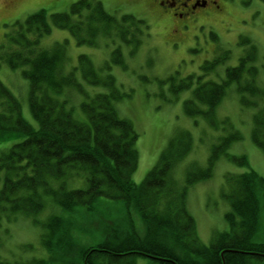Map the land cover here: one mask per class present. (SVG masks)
<instances>
[{"label": "trees", "instance_id": "1", "mask_svg": "<svg viewBox=\"0 0 264 264\" xmlns=\"http://www.w3.org/2000/svg\"><path fill=\"white\" fill-rule=\"evenodd\" d=\"M9 27L0 42V64L22 68L28 80L29 111L36 124L24 118L20 101L0 82V145L11 144L0 152V225L21 214L40 227L41 245L49 256L58 245L66 252L70 245L64 247L61 237L67 226L76 224L70 216L90 215L99 199L105 198L122 204L124 221L102 229L99 225L101 239L82 247L79 264H264V241L255 240L264 178L255 171L225 174L221 195L229 204L224 214L228 230L215 232L209 244L199 240L195 219L187 209V188L211 177L220 157L248 167L245 155L227 152L241 139L239 131L230 124L232 131L211 146L205 165L186 166L184 182L178 185L173 168L191 150V135L186 129H176L157 162L141 182L134 183L138 135L114 104L130 93L120 91L111 74L95 73L86 54H79L78 65L65 71L63 43L46 47L42 40L55 27L67 30L76 45L95 46L100 38L114 43L117 38L133 54L148 27L144 19L132 14L117 18L100 0H77L67 11L48 14L40 8ZM210 37L217 41L214 33ZM237 45L242 46L237 63L225 68L220 81L206 79L231 56L230 50L218 44L216 54L199 65L198 74L179 77L175 70L162 82L172 83L173 99L189 90L190 97L183 100L185 114L202 116L213 128H217L215 110L233 85L240 105L254 110L251 139L264 153V84L259 81L258 50L244 35ZM110 53L111 62L123 63L120 45ZM81 79L105 89L86 93ZM74 92L83 95L79 108L84 119L74 117L69 106L68 98ZM46 207L58 211L38 219ZM132 211L138 213L142 229L134 224ZM0 264L47 262L44 258L25 262L0 259Z\"/></svg>", "mask_w": 264, "mask_h": 264}, {"label": "rangeland", "instance_id": "2", "mask_svg": "<svg viewBox=\"0 0 264 264\" xmlns=\"http://www.w3.org/2000/svg\"><path fill=\"white\" fill-rule=\"evenodd\" d=\"M75 1L77 0H0V42L8 35L9 25L14 21H23L40 8L46 9L48 14L67 11ZM100 1L105 10L117 18L123 14H132L148 24L142 35V42L133 54H129V48L117 38H114V43L107 38L97 37L100 41L95 46L76 45L67 30L55 27L42 40L46 47L63 43L67 56L65 71L78 65L79 54H86L92 61L95 73L99 71L101 75L111 74L116 87L130 93L129 96L116 100L114 104L119 116L130 120L138 135L135 144L138 165L132 175L134 183L141 182L157 162L159 153L176 129H186L191 135V150L173 168V177L178 185L184 182L186 166L191 163L205 165L211 146L220 136H226L232 131L230 124L241 135V139L232 143L227 152L230 155H245L248 167L238 166L222 156L215 163L211 177L187 188V209L195 219L199 240L207 245L215 232L228 230L224 214L229 210V204L221 195L225 174H238L251 169L264 178V153L251 139L254 110L240 105L239 95L234 86L230 85L215 110L217 128H213L202 116L192 118L185 114L183 100L190 97L189 90L178 93V97L173 99L170 88L172 83L168 80L164 83L162 81L175 70L179 71V77L190 73L198 74L199 65L216 54L218 44L221 48L230 50L231 56L206 79L220 81L224 78L225 68L237 63L242 52V46L237 43L239 37L244 35L256 44L259 81L264 84V1L216 0L218 7L200 11L191 19L178 21L163 13V9L156 7L152 0ZM211 32L215 34L217 41L211 39ZM118 45L123 58V63L120 62L124 65L110 60V52ZM106 62L110 66H106ZM76 74H79V70H76ZM0 82L18 98L24 118L36 124L29 111L28 80L24 78L22 68H11L1 63ZM81 82L86 93L94 94L105 89L102 85L88 84L82 79ZM82 97L80 92H74L71 99L68 98L72 114L78 119L85 117L79 108ZM10 145V142L1 143L0 152ZM55 211L58 208L51 211V208L46 207L37 218L44 220ZM124 212L120 202L100 198L96 211L90 215H71V223L76 224L67 226L61 237L64 247L70 245V249L66 251L68 253L61 252L62 246L58 245L50 256L41 245L40 227L30 218L18 214L11 222L1 221L0 259L25 262L44 258L47 264H79L82 247L94 245L101 239L98 226L102 229L114 222L124 221ZM258 213L260 224L255 240L264 241L263 193L260 194ZM112 214L115 216L114 220H110L113 219ZM132 216L136 227L142 229L138 213L132 211Z\"/></svg>", "mask_w": 264, "mask_h": 264}, {"label": "flooded vegetation", "instance_id": "3", "mask_svg": "<svg viewBox=\"0 0 264 264\" xmlns=\"http://www.w3.org/2000/svg\"><path fill=\"white\" fill-rule=\"evenodd\" d=\"M152 2L159 9H163V13L169 14L177 21L191 19L200 11L219 6L216 0H152Z\"/></svg>", "mask_w": 264, "mask_h": 264}]
</instances>
